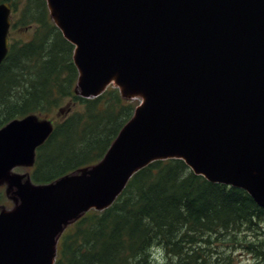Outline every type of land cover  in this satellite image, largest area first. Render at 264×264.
<instances>
[{"label":"water","instance_id":"obj_1","mask_svg":"<svg viewBox=\"0 0 264 264\" xmlns=\"http://www.w3.org/2000/svg\"><path fill=\"white\" fill-rule=\"evenodd\" d=\"M75 45L79 93L114 84L143 97L99 163L34 185L0 212V264H54L65 227L104 210L149 163L181 158L208 181L246 190L264 208V0H47ZM11 5L0 3V64ZM53 131L35 115L0 129V184L32 165ZM12 184V186H14Z\"/></svg>","mask_w":264,"mask_h":264},{"label":"trees","instance_id":"obj_2","mask_svg":"<svg viewBox=\"0 0 264 264\" xmlns=\"http://www.w3.org/2000/svg\"><path fill=\"white\" fill-rule=\"evenodd\" d=\"M1 2L12 6L10 33L36 25L28 40L10 34L11 48L0 66V127L15 117L53 112L58 99L68 97L72 111L54 120L55 130L38 148L32 175L36 182H50L97 163L138 102L123 98L114 86L94 98L79 96L73 86L74 45L48 16L46 0ZM20 4L26 9L19 19ZM33 6L37 16L28 15ZM30 55L46 59L36 62L29 90L13 101L10 88L15 90L17 74L25 68L22 58ZM52 91L60 96L52 97ZM79 124L81 134L76 133ZM63 142L64 151L59 148ZM239 248L264 264V208L246 190L210 182L184 160L169 158L138 170L111 206L87 212L66 230L55 264H156L158 259L162 264H237L233 252Z\"/></svg>","mask_w":264,"mask_h":264},{"label":"rangeland","instance_id":"obj_3","mask_svg":"<svg viewBox=\"0 0 264 264\" xmlns=\"http://www.w3.org/2000/svg\"><path fill=\"white\" fill-rule=\"evenodd\" d=\"M46 3H47V0H46ZM48 4V3H47ZM46 4V5H47ZM25 9H26V6L24 5V4H20L19 5V13L18 12H16V18H22V16L24 15L23 14V12L25 11ZM36 11H37V8H35L34 9V6L33 7H31L30 8V10H28V15L29 16H37L36 15ZM47 11H48V16H50V18H51V20L55 23V25L59 28V26L56 24V22H55V20L53 19V17L51 16V12H50V10H49V8H48V5H47ZM13 16V15H12ZM30 19L31 20H33V18H31L30 17ZM33 25H30V26H28V28H21L20 26H18V27H16V32H15V30H12V32L10 33L11 34V36H13V37H15V39L17 38L18 40H28L30 37H31V34H32V30H33V27L36 25V23H32ZM29 30L28 31V33L26 34L25 33V31L26 30ZM63 33V32H62ZM63 36H64V34H63ZM65 37V36H64ZM66 38V37H65ZM48 40H49V42L45 45V47L48 45V44H50L55 38L52 36V37H49V38H47ZM68 40V39H67ZM69 41V40H68ZM70 42V41H69ZM44 47V48H45ZM74 53H75V48H74V50H73V52H72V56H71V58H72V62H73V64H74V66H75V68H76V80H75V82H74V84H73V86H74V90L76 91V93L79 95V96H82L80 93H79V91H80V87H79V76H80V71H79V69H78V67L76 66V64H75V61H74ZM46 54V51H45V49L42 51V55H45ZM23 59V61L21 62V64H23L24 66H25V68L23 69V70H21L20 72H18V74H17V78H16V87H15V90H14V87H13V90L10 88V92H12V96H13V98H12V100L14 101L15 99H16V97L18 96V93L20 92V91H22V90H29V87L31 86V80L33 79V78H35V76H34V71H33V67L35 66V64H36V62H43L45 59H46V57H40V58H38L37 57V55H35V57H34V55H30L28 58H22ZM34 59H35V61H34ZM65 63H66V61H65ZM67 77H68V75H63V79L64 80H67ZM59 79H61L60 78V76H59ZM66 84V82L64 83V85ZM54 85V84H53ZM109 86V85H108ZM108 86L105 88V90L108 88ZM104 90V91H105ZM103 91V92H104ZM118 91H119V93L121 94V96L123 97V98H125L123 95H122V93H121V91H120V89H118ZM15 92H16V95H15ZM102 92V93H103ZM101 93V94H102ZM101 94H99V95H101ZM56 95V97H59L60 95H57V94H55L54 93V91H52V97L53 96H55ZM98 95V96H99ZM83 98H94V97H97V96H92V97H84V96H82ZM137 98H139L138 100H135V101H137L138 103H137V105H136V107H138L139 105H141L142 104V102H143V97H139V96H136ZM136 97H134V98H131V99H135ZM125 99H127V98H125ZM55 108L53 109V112L51 111V110H47V113L45 112H43V114H40V115H38V114H35V113H30V114H27V115H35L39 120H63L69 113H70V111H72V107H71V104L69 103V98L68 97H65V99L64 100H62L61 98H59L58 99V101L56 102V104H55ZM135 107V108H136ZM74 108V107H73ZM78 111H82V108L81 107H78ZM134 112H135V110H134ZM134 112H133V114H134ZM133 114H132V116H133ZM26 116V115H25ZM132 116L130 117V119L132 118ZM129 119V120H130ZM128 120V121H129ZM127 121V122H128ZM127 122H126V124H127ZM125 124V125H126ZM124 125V126H125ZM4 126V125H3ZM123 126V127H124ZM2 127V126H1ZM0 127V128H1ZM123 127L120 129V132H121V130L123 129ZM81 125L79 124L78 126H77V132L76 133H80L81 134ZM119 132V133H120ZM119 135V134H118ZM78 136H80V135H78ZM117 138V137H116ZM115 141V140H114ZM81 144H83V142H80V143H78V145L79 146H81ZM112 145V144H111ZM76 147L78 148V146L76 145ZM111 147V146H110ZM109 147V148H110ZM61 150H65L66 149V143L65 142H63L62 144H61V146L59 147ZM109 150V149H108ZM97 163H99V161L97 162ZM97 163H95V164H97ZM95 164H93V165H95ZM93 165H90V166H88V167H91V166H93ZM28 166H32V165H28ZM88 167H84V168H88ZM84 168H78V169H76L75 171H72V173H74V172H76V171H78V170H81V169H84ZM12 170V169H11ZM9 171V174H8V176L1 182V184L0 185H2V184H4L5 185V187L4 188H0V212L2 211V210H13V209H15L16 208V206L20 203V202H18L16 199H18V196L16 195V193H15V191H16V185H14L15 184V182H13V180H17V179H19V177H21V181L22 182H25V181H27V179L25 180V181H23V179L25 178V175H23V174H19V173H13L12 171ZM71 173V172H70ZM14 183V184H13ZM12 184L14 185V186H12ZM94 209V208H93ZM93 209H90V210H88L87 212H89V211H91V210H93ZM94 210H97V209H94ZM97 211H100V210H97ZM87 212H85L84 214H87ZM76 222V221H75ZM74 222V223H75ZM73 222H71V223H69L66 227H65V229L66 230H68L69 228H71L72 227V225L74 224ZM64 229V230H65ZM66 232V231H65ZM64 232V233H65ZM68 232V231H67ZM244 234V232H239V236H244L243 235ZM62 237V236H61ZM62 242V239L60 238V240H59V244ZM59 244H58V247H59ZM218 250L219 251H221V249H219L218 248ZM219 254V253H218ZM218 254H215L214 256H217ZM225 254L227 255L228 254V252H225ZM222 257H225L224 255L222 256ZM233 258H234V260L237 262V264L238 263H241V264H257V259L252 255V254H250V253H248L247 251H245L244 249H242V248H239L237 251H234L233 252ZM224 262H226V259H224ZM163 263V260H161V259H158V260H156V264H162ZM258 264H260L259 262H258Z\"/></svg>","mask_w":264,"mask_h":264},{"label":"flooded vegetation","instance_id":"obj_4","mask_svg":"<svg viewBox=\"0 0 264 264\" xmlns=\"http://www.w3.org/2000/svg\"><path fill=\"white\" fill-rule=\"evenodd\" d=\"M15 118L11 119L10 121L12 120H15ZM9 122V121H8ZM7 122V123H8ZM13 173H19V174H23L25 175V178L23 179V181H25L26 179H29L31 180L33 183H39V182H36L35 181V178L33 177L32 173L34 171V165L33 166H28V165H16L12 168L11 170ZM5 185L2 184L0 185V188H4Z\"/></svg>","mask_w":264,"mask_h":264},{"label":"bare ground","instance_id":"obj_5","mask_svg":"<svg viewBox=\"0 0 264 264\" xmlns=\"http://www.w3.org/2000/svg\"><path fill=\"white\" fill-rule=\"evenodd\" d=\"M127 99H131V98H127ZM138 99H139V98L136 97L135 99H132V100H138Z\"/></svg>","mask_w":264,"mask_h":264}]
</instances>
